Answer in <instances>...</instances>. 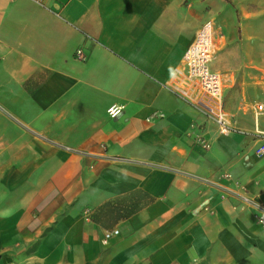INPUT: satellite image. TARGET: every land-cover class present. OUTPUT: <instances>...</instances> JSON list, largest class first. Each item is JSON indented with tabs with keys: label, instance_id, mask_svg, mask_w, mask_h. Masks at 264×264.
<instances>
[{
	"label": "crops",
	"instance_id": "1",
	"mask_svg": "<svg viewBox=\"0 0 264 264\" xmlns=\"http://www.w3.org/2000/svg\"><path fill=\"white\" fill-rule=\"evenodd\" d=\"M208 22L229 135L181 95ZM261 103L264 0H0V264H264Z\"/></svg>",
	"mask_w": 264,
	"mask_h": 264
},
{
	"label": "built area",
	"instance_id": "2",
	"mask_svg": "<svg viewBox=\"0 0 264 264\" xmlns=\"http://www.w3.org/2000/svg\"><path fill=\"white\" fill-rule=\"evenodd\" d=\"M215 53V29L213 23L208 22L198 31L194 42L183 57V72L186 75L187 87L182 90L181 95L216 124L220 134L229 135L235 129L231 126L223 108V78L220 74L213 72L210 67ZM77 56L86 60L81 50L77 52ZM123 110V105L114 104L108 108L107 113L110 118L114 119L119 117ZM257 111L259 114H264V103L258 104ZM257 135L264 140V132L257 133ZM204 147L208 148L209 144L204 143ZM256 155L264 156V144L257 149ZM259 222L264 226V215L260 216ZM119 234V229L106 231L103 243L108 244L113 237Z\"/></svg>",
	"mask_w": 264,
	"mask_h": 264
}]
</instances>
